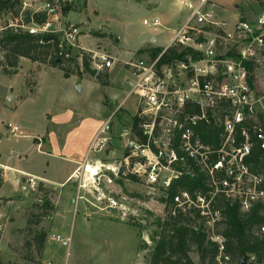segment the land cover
Masks as SVG:
<instances>
[{"label": "rangeland", "instance_id": "obj_1", "mask_svg": "<svg viewBox=\"0 0 264 264\" xmlns=\"http://www.w3.org/2000/svg\"><path fill=\"white\" fill-rule=\"evenodd\" d=\"M207 1L203 11H211L207 8L209 4L221 7L228 19L220 21L229 26L237 21L254 25L256 19L264 15V1ZM23 2L18 16L7 12L0 14V31L9 27L21 31L31 28L30 25L24 28L25 13L30 10L24 9ZM62 7L57 24L60 27L73 25L80 31L77 47L72 51L74 58L81 49L116 59L110 70L114 73V83L120 86L118 98L112 101L110 108L107 100L98 93L99 87L89 88L80 81L84 77L103 88L108 84L109 70H95L91 65L96 75L87 74L81 68L79 56L76 60L83 77L64 78L59 69L25 59H19L16 68H6L0 51V164H3L0 165V188L5 171L12 172L7 166H39L38 159L43 158L30 153L32 140L29 136L46 131L49 127L46 114H59L65 110L72 109L91 118L100 113L103 115V122L109 124V144L104 154H92L90 158L117 166L125 146V139H120L119 135L132 125L138 99L132 95L122 102L132 81L126 64L138 60L149 63L152 59L149 51L164 49L172 32L181 27L189 13L176 0H67L65 7L70 10L65 14ZM29 13L31 15V11ZM154 18L160 21L159 27L142 25V20ZM115 104H118L116 109ZM8 125L17 126L21 133L11 135ZM54 127L50 126L49 130ZM108 175L114 180L109 185L101 180L99 193L94 191L93 183L88 185L89 193L80 192L86 197H57L58 203L54 192L45 188L49 191L46 197L48 215L45 217L43 210L36 208L44 204L38 197V186L31 192L24 189L21 179V193H12L7 186L11 185L12 179L8 178L0 193V264H146L153 248L151 236L157 232L156 221L164 216L165 190L137 180L115 179L111 173ZM14 180L18 182L17 178ZM68 186L57 191L64 193ZM27 190L30 192L24 194ZM101 192L117 203L115 209L106 208L103 197H97ZM29 215L35 219L41 217V222L37 226L28 224ZM39 232L46 233L41 257L38 258L37 252L31 249L32 261L23 260L25 242H31ZM64 241L66 245H63ZM190 257L198 263L195 254Z\"/></svg>", "mask_w": 264, "mask_h": 264}, {"label": "built area", "instance_id": "obj_2", "mask_svg": "<svg viewBox=\"0 0 264 264\" xmlns=\"http://www.w3.org/2000/svg\"><path fill=\"white\" fill-rule=\"evenodd\" d=\"M194 1L197 2L195 7L188 6L189 18L174 31L169 45L156 58L149 63L138 60L126 64L132 81L124 101L132 95L138 98L133 118L138 119L137 129L144 142L132 139L131 125L119 135L120 139H125L126 154L117 166L98 158L91 159L92 154H104L109 144V124L105 122L92 138L74 174L76 197H84L80 192L89 193L88 185L93 183L91 186L99 193L101 180L106 185L114 180L108 173L115 179L132 176L138 182L165 191L182 177L193 179L203 175L208 188L206 193L179 192L173 203L182 213L190 208L200 210L201 215L207 216V227L211 228L218 213L207 212L211 198L206 201L203 197L237 199L242 210L255 202L264 204V177L251 174L246 164L253 146L250 135L264 151V15L259 16L254 25L237 21L229 26L203 11L207 0ZM66 2H23L31 16L46 17L44 23L36 24L31 20L24 23V28L30 25L27 32L31 35H57L59 59L73 57L72 51L80 35L73 25L60 27L57 24L59 8L61 5L64 8ZM142 25L156 28L160 22L157 18L144 19ZM207 26L216 27L220 32H209L204 29ZM169 47L190 48L199 56L197 59L188 56L186 62L159 65ZM79 51L85 52L79 49L77 55ZM87 54L95 70H110L116 62L104 53ZM244 123L251 124L245 127ZM8 127L11 135L21 133L17 126ZM206 129H211L216 138L205 142ZM237 136L243 138L239 144ZM24 184V189L35 191L38 181L24 175ZM97 197H103L106 208L117 207L103 192ZM215 240L220 244V239ZM66 244L64 241L63 245Z\"/></svg>", "mask_w": 264, "mask_h": 264}, {"label": "trees", "instance_id": "obj_3", "mask_svg": "<svg viewBox=\"0 0 264 264\" xmlns=\"http://www.w3.org/2000/svg\"><path fill=\"white\" fill-rule=\"evenodd\" d=\"M261 3L264 0H254ZM22 0H0V14L7 12L12 16H18ZM68 7L63 8L64 14L69 11ZM25 24L32 22L42 24L45 22V15H30L25 13ZM209 32H220L216 27H204ZM57 35L42 34L31 35L27 31L13 30L10 27L0 31V51L3 53L6 68H16L19 59L28 60L37 65H43L62 71L64 78L70 76L83 77V72L96 75L90 68L89 55L79 51L74 58L59 59L57 57ZM163 49L153 48L149 52L152 59L156 58ZM80 55L81 68L76 58ZM191 56L197 59L199 54L190 48L169 47L161 56L159 65L169 64L173 61L186 62V58ZM4 72L6 70L4 69ZM138 119L133 118L132 139L140 143L144 142L137 129ZM251 123H244L243 126H250ZM208 136H203L204 141H208L216 134L211 129H206ZM253 146L247 157L246 164L251 174L264 177V151L259 147L255 137L250 135ZM238 144L243 138L237 136ZM125 151L123 156H125ZM127 179L135 181L134 177ZM38 197L44 201L42 207L43 216L48 215L49 203L47 201V191L40 183L38 184ZM206 177L199 176L190 179L182 177L177 182L171 184L165 191L166 197L163 199V213L161 220L156 221L157 232L151 236L153 248L146 264H195L190 255L195 254L198 258L197 264H264V204L255 202L247 210H242L237 199L226 197H203L206 201L210 198L208 207L209 213H218V219L210 227H207V216L201 215L200 210L190 208L182 213L173 203V198L179 192L206 193ZM194 200L196 197H190ZM42 216V215H41ZM27 219L28 224L37 226L40 218ZM221 240L220 244L215 240ZM46 233H36L30 242H25L23 246L22 259L32 261L31 249L41 257ZM26 250V254H24Z\"/></svg>", "mask_w": 264, "mask_h": 264}, {"label": "crops", "instance_id": "obj_4", "mask_svg": "<svg viewBox=\"0 0 264 264\" xmlns=\"http://www.w3.org/2000/svg\"><path fill=\"white\" fill-rule=\"evenodd\" d=\"M176 2L179 6H181L183 9H186L187 11L189 10L188 6L195 7L197 5V2L194 0H176ZM207 8L211 10L210 13H212L215 17H218V22H221L220 20L227 21L228 18L224 14L221 7L209 4L207 5ZM189 14L190 11L183 23H185V21L189 18ZM221 15L223 16V18H221ZM173 34L174 32H172V34L170 35L169 43L173 37ZM169 43L167 44V46L169 45ZM107 73L108 84H105L103 86L104 89L101 88V86L98 84L91 83V81H89L87 78L83 77V79L80 81L87 84V87L89 88L99 87V89L97 88L98 93L100 95H103L111 108L112 101L118 98V91L120 89V86L114 83V73H112L111 70H109ZM76 90H80V88H77ZM126 95L124 97H126ZM99 98H101V96H99ZM124 99L125 98H123V101ZM117 107L118 104H115L114 109H116ZM46 117L49 127L53 125H55V127L52 128V130H49L48 127L46 131L41 134L29 136L32 140V144L29 147L30 153H35L34 155L43 158L42 160L38 159V161L40 162L39 166H7V168H10L12 172L8 173L7 171H5V179L3 180V185L0 188V193L3 186L6 185L8 178L12 179L11 185H7L9 187V190H11L12 193H21L19 182L21 183V179L24 180L23 176L25 175L28 177L36 178L38 184L41 183L46 189L52 190V192H54V197H56V203H58L59 201L57 197L75 196L76 183L73 179L74 174L79 164L82 163L92 141V138L100 129V127L105 123L102 119L103 115H101L100 113L91 118L84 114H78L75 110L71 109L65 110L59 114H46ZM113 152L114 151H112L111 154ZM13 155L16 156V153H13ZM16 178L18 182L14 180ZM66 185H69V189L67 191H64V193H60L59 190L57 191V189L63 188V186ZM27 192L29 193L30 191H24V194ZM84 197L86 196L84 195Z\"/></svg>", "mask_w": 264, "mask_h": 264}, {"label": "water", "instance_id": "obj_5", "mask_svg": "<svg viewBox=\"0 0 264 264\" xmlns=\"http://www.w3.org/2000/svg\"><path fill=\"white\" fill-rule=\"evenodd\" d=\"M97 78H99V74H97Z\"/></svg>", "mask_w": 264, "mask_h": 264}]
</instances>
